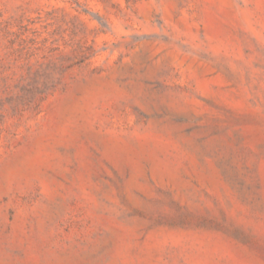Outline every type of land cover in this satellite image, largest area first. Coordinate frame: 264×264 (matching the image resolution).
Returning <instances> with one entry per match:
<instances>
[{
    "label": "rangeland",
    "instance_id": "rangeland-1",
    "mask_svg": "<svg viewBox=\"0 0 264 264\" xmlns=\"http://www.w3.org/2000/svg\"><path fill=\"white\" fill-rule=\"evenodd\" d=\"M0 264H264V0H0Z\"/></svg>",
    "mask_w": 264,
    "mask_h": 264
}]
</instances>
